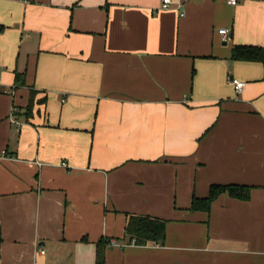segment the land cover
Here are the masks:
<instances>
[{
  "label": "crops",
  "instance_id": "obj_1",
  "mask_svg": "<svg viewBox=\"0 0 264 264\" xmlns=\"http://www.w3.org/2000/svg\"><path fill=\"white\" fill-rule=\"evenodd\" d=\"M171 1L0 0V264H264V0Z\"/></svg>",
  "mask_w": 264,
  "mask_h": 264
},
{
  "label": "trees",
  "instance_id": "obj_2",
  "mask_svg": "<svg viewBox=\"0 0 264 264\" xmlns=\"http://www.w3.org/2000/svg\"><path fill=\"white\" fill-rule=\"evenodd\" d=\"M231 57L236 60H254L264 62V49L258 45L235 44ZM30 102L26 114L32 111ZM227 191L232 196L247 199L250 196L251 186L244 184H220L210 185L209 193L205 197H193L192 209H209L211 202L222 192ZM166 220L151 215L127 214L125 235L130 242L146 244L150 241L162 242L165 236ZM106 240L101 239L96 243L95 264H105Z\"/></svg>",
  "mask_w": 264,
  "mask_h": 264
},
{
  "label": "built area",
  "instance_id": "obj_3",
  "mask_svg": "<svg viewBox=\"0 0 264 264\" xmlns=\"http://www.w3.org/2000/svg\"><path fill=\"white\" fill-rule=\"evenodd\" d=\"M228 1L231 4H236L239 0H228ZM171 4H172V1L171 0H163L162 6L163 7H168ZM177 5L180 6L181 3L178 2ZM219 32L222 35L223 39H227L228 38V35H229V29L228 28L221 27V28H219ZM231 82L233 83L234 88H235L236 91H240L243 88V86L245 85V82L243 80H240V79H237V78H234V77L231 78ZM12 92H13V90H12ZM37 162L38 163H41L39 161H37ZM61 164L66 165L65 162H62ZM110 242L113 243V244H115L116 243V240H110ZM40 251L42 253L45 252L44 249H41Z\"/></svg>",
  "mask_w": 264,
  "mask_h": 264
}]
</instances>
